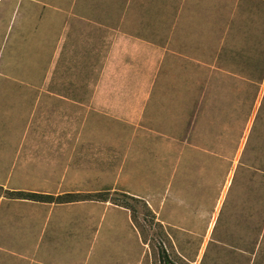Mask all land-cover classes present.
<instances>
[{
    "label": "rangeland",
    "instance_id": "rangeland-1",
    "mask_svg": "<svg viewBox=\"0 0 264 264\" xmlns=\"http://www.w3.org/2000/svg\"><path fill=\"white\" fill-rule=\"evenodd\" d=\"M25 6L16 10L11 0L0 4V70L10 60L11 76L18 79L24 78L23 54L37 70L34 62L40 54V68H46L63 28L61 23L47 22L56 15L53 11L34 6L24 33ZM208 49V64L199 66V86L189 94L197 98V106L193 104L191 119L175 121L178 140L173 143L158 133L150 138L147 130L133 136L136 127L125 121L88 119L87 128L111 134L98 137L97 142L103 145L97 152L101 160L93 162L89 158L93 151L78 149L73 170L102 171L106 179L75 184L66 179L63 191L77 190L84 195L68 194L53 201L93 200L122 209L110 208L100 226L99 215L95 211L90 217L87 206L54 210L39 238L47 210L32 234L20 225L23 232L11 235L28 245L39 239L46 243L52 241L59 224L67 231L60 233L64 237L71 227L87 222L78 255L83 256L82 261L88 257V264H97L99 257L103 264H264V1L211 0ZM5 106L3 101L0 108ZM71 106L66 115L71 129L82 127V115L79 119ZM58 116L55 113L56 120ZM3 129L5 132V119L0 113V149L11 144L10 138L2 135ZM77 138L70 136L72 146L78 143ZM186 139L198 148L182 151ZM132 142L134 150L126 169L131 179L124 186L116 185V173ZM4 166L0 169V197L28 196L3 190L5 179H12L10 187L23 190H57L56 184L43 183L44 179H22L25 169L14 163V157ZM114 186L140 198L112 191ZM60 217L68 222L59 223ZM98 227L91 257L89 248ZM66 239L63 251L75 243L71 231Z\"/></svg>",
    "mask_w": 264,
    "mask_h": 264
},
{
    "label": "crops",
    "instance_id": "crops-1",
    "mask_svg": "<svg viewBox=\"0 0 264 264\" xmlns=\"http://www.w3.org/2000/svg\"><path fill=\"white\" fill-rule=\"evenodd\" d=\"M4 1L0 0V4ZM11 1L16 10L26 4V24L35 6L53 11L56 15L48 17L47 22L61 23L63 28L46 68H40V54L34 62L38 63V70L23 54L24 78L11 76L10 60L3 71L0 70V104L6 102V106L0 108L6 125L2 135L6 134L11 143L7 142L8 146L0 149V169L5 168L6 160L14 157V163H21L25 169L22 179H44L43 183L56 184L57 190H23L10 187L12 179L2 182L3 190L10 193L43 198L0 197V264H88V257L82 261L83 256L78 255L82 248L78 243L81 244L87 222L77 228L71 227L74 239L71 241L75 243H69L70 248L65 251L64 240H69L66 238L70 237V231L68 236L61 237L60 233L67 231L60 224L55 228L52 241L46 243L39 239L28 245L11 233L25 230L32 234L36 226L42 224L47 210L39 238L54 210L61 212L66 208L87 206L90 217L96 212L99 215L98 226L110 208L120 210L121 207L113 204L93 200L67 203L53 200L68 194L84 195L77 190L63 191L66 179H71L70 184L106 179L102 171L86 167L73 170L76 164L73 157L78 149L84 153L93 151L89 156L93 162L97 163V158L101 160L102 155L98 157L97 152L103 150V145L97 142L98 137L111 134L100 128H87L88 119L125 121L136 127L132 130L133 136L147 130L150 138L158 133L171 143L178 140L175 121L192 118L193 104L197 106L198 101L189 94L199 86V66L207 65L206 59L210 57L205 58L210 51L211 0ZM26 24L23 25L24 33ZM35 74L37 79H32ZM71 105L77 110L79 119L82 115V127L71 129L69 116H66L71 112ZM55 113L59 115L57 120ZM71 135L78 137V143L73 146ZM190 139L183 140L182 151L198 148ZM133 146V142L127 146L128 154L116 173V185L124 186L131 179L126 169ZM86 156L84 154V158ZM53 179L59 180L51 182ZM113 190L140 198L115 186ZM3 204L7 205L4 209ZM60 218L59 223L68 222V218ZM20 225L23 230L18 229ZM98 231L99 227L91 242L90 254L91 247L97 243ZM97 260V264H103L101 257Z\"/></svg>",
    "mask_w": 264,
    "mask_h": 264
},
{
    "label": "trees",
    "instance_id": "trees-1",
    "mask_svg": "<svg viewBox=\"0 0 264 264\" xmlns=\"http://www.w3.org/2000/svg\"><path fill=\"white\" fill-rule=\"evenodd\" d=\"M125 195V194H124ZM127 195V194H126ZM29 197L31 196V198H38V199H41L43 198L42 196H39V195H28ZM128 196V195H127ZM133 198V197H132Z\"/></svg>",
    "mask_w": 264,
    "mask_h": 264
}]
</instances>
